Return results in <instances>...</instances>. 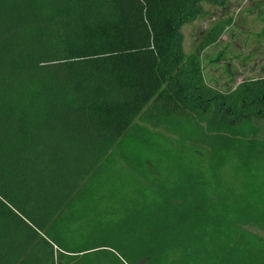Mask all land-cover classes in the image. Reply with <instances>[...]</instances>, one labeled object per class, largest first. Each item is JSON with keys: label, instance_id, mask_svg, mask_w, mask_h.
<instances>
[{"label": "trees", "instance_id": "1", "mask_svg": "<svg viewBox=\"0 0 264 264\" xmlns=\"http://www.w3.org/2000/svg\"><path fill=\"white\" fill-rule=\"evenodd\" d=\"M228 1L0 0V264H264V77L183 45Z\"/></svg>", "mask_w": 264, "mask_h": 264}, {"label": "rangeland", "instance_id": "2", "mask_svg": "<svg viewBox=\"0 0 264 264\" xmlns=\"http://www.w3.org/2000/svg\"><path fill=\"white\" fill-rule=\"evenodd\" d=\"M204 9L202 17L182 28L187 56L216 23L232 20L219 41L201 55L206 84L228 92L245 80L264 77V0H229L224 7L204 3ZM152 158L146 159V166L151 176L161 177L163 170ZM256 232L264 237V232Z\"/></svg>", "mask_w": 264, "mask_h": 264}]
</instances>
